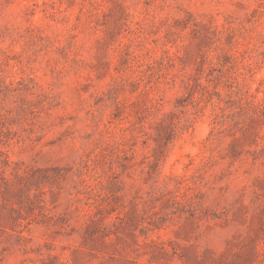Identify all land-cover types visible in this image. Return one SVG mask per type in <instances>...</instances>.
Segmentation results:
<instances>
[{
  "label": "rangeland",
  "instance_id": "374dc122",
  "mask_svg": "<svg viewBox=\"0 0 264 264\" xmlns=\"http://www.w3.org/2000/svg\"><path fill=\"white\" fill-rule=\"evenodd\" d=\"M0 264H264V0H0Z\"/></svg>",
  "mask_w": 264,
  "mask_h": 264
}]
</instances>
